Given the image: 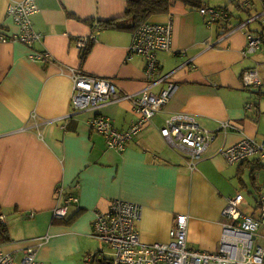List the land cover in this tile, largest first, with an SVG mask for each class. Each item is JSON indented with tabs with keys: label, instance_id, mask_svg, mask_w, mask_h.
<instances>
[{
	"label": "crops",
	"instance_id": "1",
	"mask_svg": "<svg viewBox=\"0 0 264 264\" xmlns=\"http://www.w3.org/2000/svg\"><path fill=\"white\" fill-rule=\"evenodd\" d=\"M11 1L17 0H0V26L7 35L18 32L6 14ZM192 1H173L167 14L152 19L172 25L171 50L155 58L157 77H166L177 89L119 152L108 149L103 136L90 129V120L104 115L118 131L127 130L137 114L124 95L158 94L164 87L148 84L142 55L129 57L132 34L97 26V21L123 16L126 0H36L31 22L40 41L31 47L0 43V213L10 237L0 248L15 261L32 246L43 264L86 263L85 257L96 251L91 237L95 212L106 211L114 200L141 207V243L169 242L174 217L183 214L188 216L187 248L217 250L221 212L236 196L230 194L235 180L243 185L245 170H260L252 168V159L230 165L221 151L246 136L264 143L259 134L264 81L256 67L264 65V40L256 53L241 54L248 33L264 35V0ZM201 6L228 9L231 18L227 24H209L199 13ZM89 38L90 51L81 64L79 43ZM36 52L48 56L29 61ZM249 68L255 69L261 88L243 87ZM70 70L113 80L118 100L73 112ZM177 113L193 116L207 131L225 121L233 126L218 133L192 172L159 133ZM57 187L63 195L55 193ZM68 197L77 202L70 203L64 219H53V210ZM44 236L48 240L40 245Z\"/></svg>",
	"mask_w": 264,
	"mask_h": 264
},
{
	"label": "built area",
	"instance_id": "2",
	"mask_svg": "<svg viewBox=\"0 0 264 264\" xmlns=\"http://www.w3.org/2000/svg\"><path fill=\"white\" fill-rule=\"evenodd\" d=\"M38 11L36 0L11 1L6 14L12 17L18 26V32L7 35L0 26V43L14 42L31 47L40 41V35L33 29L31 17ZM199 13L208 17V23L219 21L228 23L230 13L226 9L200 7ZM258 16L247 20H256ZM247 23L240 24L242 29ZM172 25L170 22L160 23L146 21L142 23L131 36L129 57L142 55L145 58V75L148 84H164L158 94L145 92L138 95H124L133 103L137 119L131 122L127 130L118 131L112 125L109 117L95 115L89 122L92 131L103 136L108 149L117 152L123 150L133 137L148 124L152 118L171 99L177 86L167 82L166 77H157L158 62L155 58L158 52L170 51L172 43ZM231 32V30H229ZM261 34L248 33L246 45L241 54L248 57L257 52L262 44ZM90 41L85 39L79 43L82 49ZM46 52L32 53L29 61L43 60ZM71 80L70 102L73 112L91 111L100 106L108 105L118 100L117 88L113 80L82 74L81 71L70 70ZM243 87L261 88L260 80L254 68L247 69L242 75ZM35 114L31 119L35 120ZM69 117V116H67ZM233 126L221 122L216 131H207L194 120V117L184 113L169 116L159 128L160 136L167 141L170 148L186 160L188 169L192 172L202 155L208 150L218 133L226 134ZM221 157L230 164L246 160L264 161V143H258L250 137H243L234 145L221 151ZM260 195L256 199L257 214H244L241 211L243 196L240 193L227 199V204L221 212L224 222H221V236L217 250L214 252L199 251L187 248L188 216L178 214L174 217L173 226L169 231V242L144 244L140 242L138 223L141 220V207L123 200L112 201L104 212L96 211L92 223L91 237L109 247L112 254L108 264H264V184L259 187ZM63 188L57 187L55 193L63 195ZM77 199L68 197L62 205L52 212V218L64 219L70 203ZM3 221V216L0 215ZM260 239V240H259ZM48 240V236L39 239L40 245ZM35 248L28 246L23 257L15 261L13 254L0 250V264H43L35 259ZM103 258V253H94L86 261Z\"/></svg>",
	"mask_w": 264,
	"mask_h": 264
},
{
	"label": "trees",
	"instance_id": "3",
	"mask_svg": "<svg viewBox=\"0 0 264 264\" xmlns=\"http://www.w3.org/2000/svg\"><path fill=\"white\" fill-rule=\"evenodd\" d=\"M173 1H181L185 3L186 5H191L194 2L192 0H126V6H125L123 16L119 18L109 19V20L97 21V26L99 30L101 31L102 30H115V31H121V32L132 34L142 23L146 21H151L152 19L156 17L167 14L173 4ZM198 5L199 3L197 2L196 6ZM226 10L228 11V9ZM228 13L230 12L228 11ZM86 23L90 25L92 24L91 21L89 22L86 21ZM261 36L263 37V39L261 40L263 43L264 35L261 34ZM90 47H91V44L89 41L86 44L85 49L82 51L81 59H80L81 64L86 59L90 51ZM250 163L254 170L255 169L264 170V163L258 160H252ZM243 164L244 163H241V165ZM252 182L254 183V180ZM255 189L257 190L256 197L259 198V195H260L259 187H256ZM256 199H255V206L253 207V211H254L253 213L255 214L252 213L253 216L257 214ZM9 241H10L9 232L4 223V219L3 221L0 219V245H4L8 243ZM95 262H97V264H108V259L98 258Z\"/></svg>",
	"mask_w": 264,
	"mask_h": 264
},
{
	"label": "rangeland",
	"instance_id": "4",
	"mask_svg": "<svg viewBox=\"0 0 264 264\" xmlns=\"http://www.w3.org/2000/svg\"><path fill=\"white\" fill-rule=\"evenodd\" d=\"M264 49V47H263ZM258 68V70L260 71V75L262 80L264 81V65H259L256 66ZM261 126H260V131L259 134L264 136V118H262L261 122H260ZM264 163V161H263ZM252 174V175H250ZM254 180V183L252 182ZM244 184H240L239 182H237V180H235L237 186L234 187V190L230 191V194L232 196H235L236 194L240 193V195L243 196V203H242V207L241 211L244 214H251L253 213V207L255 206V199H256V193L257 190L255 189L256 187H261L264 184V170L260 169V170H255L253 172L250 173L249 169L245 170V174H244ZM247 211V212H246ZM255 214V213H253ZM4 218V215L1 214ZM262 232L264 233V229L262 230ZM94 239V238H93ZM96 240V239H95ZM260 240V239H259ZM96 252H101L103 253V259H106V257H110V255L112 254V252L110 251V248L101 244L98 239L96 240ZM262 246H264V242L262 241L260 243ZM93 254L87 255L85 257V262L84 263L82 261V264H89L86 261V258L91 257ZM95 264H97V262H95Z\"/></svg>",
	"mask_w": 264,
	"mask_h": 264
}]
</instances>
